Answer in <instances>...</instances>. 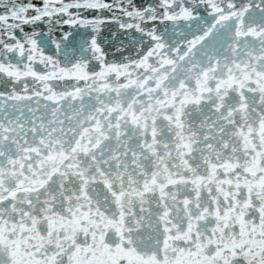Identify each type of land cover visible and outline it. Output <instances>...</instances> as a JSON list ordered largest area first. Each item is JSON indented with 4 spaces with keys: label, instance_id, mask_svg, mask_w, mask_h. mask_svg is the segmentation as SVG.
Returning a JSON list of instances; mask_svg holds the SVG:
<instances>
[{
    "label": "snow or ice",
    "instance_id": "1",
    "mask_svg": "<svg viewBox=\"0 0 264 264\" xmlns=\"http://www.w3.org/2000/svg\"><path fill=\"white\" fill-rule=\"evenodd\" d=\"M0 264H264V0H0Z\"/></svg>",
    "mask_w": 264,
    "mask_h": 264
}]
</instances>
